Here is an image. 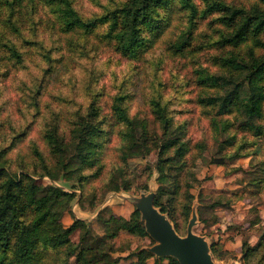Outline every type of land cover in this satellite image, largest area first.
<instances>
[{"label": "rangeland", "instance_id": "obj_1", "mask_svg": "<svg viewBox=\"0 0 264 264\" xmlns=\"http://www.w3.org/2000/svg\"><path fill=\"white\" fill-rule=\"evenodd\" d=\"M69 1L84 21H97L90 31L65 30L60 10L67 0L0 4L10 19L2 33L22 55L9 89L0 66V185L12 174L38 189L55 185L75 194L54 206L60 225L72 229L67 242L40 248L42 264H136L154 240L121 221L151 191L180 235L196 211L193 231L206 237L217 263L264 264V72L262 112L248 119L245 111L254 93L249 73L255 61L264 63V29L257 31L252 19L264 3L216 0L227 10L204 13L215 0H193L192 14L172 0L161 34L144 29L148 44L130 54L114 37L112 18L100 21L128 0ZM235 9L244 12L225 22ZM51 53L55 69L44 81L40 61ZM233 58L249 68L235 69ZM120 91L129 94L123 103L129 122L115 110ZM157 97L167 108L160 118ZM89 118L104 130L99 153L66 169L63 143L72 140L76 122ZM51 130L63 142L52 144ZM128 131L138 142L130 153ZM29 209L19 213L27 217ZM168 258L153 254L145 264H174Z\"/></svg>", "mask_w": 264, "mask_h": 264}, {"label": "trees", "instance_id": "obj_2", "mask_svg": "<svg viewBox=\"0 0 264 264\" xmlns=\"http://www.w3.org/2000/svg\"><path fill=\"white\" fill-rule=\"evenodd\" d=\"M10 1L14 5L20 6L23 0H0V4H8ZM260 1L264 3V0ZM171 2L172 0H128L121 8L115 10L112 15L102 16L100 21H110L112 18L111 30L115 32L114 37L120 40L122 47L125 48L128 53L136 54L138 50L145 47L149 41L148 37L142 35L144 29L151 31L155 36L161 34L163 22L165 20L164 12L169 11ZM181 2L183 7L192 10V14L197 12L198 6L193 0H181ZM212 10L224 12L227 10V6L224 2L215 0L208 4L204 13ZM60 12L61 21L66 31L83 27L90 31L97 22L84 21L81 15L75 10L74 4L69 0H67ZM243 12L242 9H235L232 17L224 21H235L236 17L241 16ZM221 19H224V17H221ZM252 19L255 20V29L257 31L264 29V11L257 13ZM7 22H10V19L0 13V66H3L6 70L4 74L8 78V84L6 82L5 87L9 89L11 86L10 78L13 75L12 65L17 61V58L22 59V55L20 54L21 52L18 45H16L10 37L11 35L2 33V29L7 25ZM160 28L162 29L160 30ZM239 29L236 33H239ZM183 34L184 32L182 35ZM235 38H237V36L231 39L234 40ZM52 60L51 53L50 57L41 59L40 61L43 65L42 77H44V81L55 69ZM229 63L233 65L235 69L249 68L246 63L239 62L235 58L230 59ZM253 66L255 67L254 70L251 74L249 73V83L254 91L251 97L252 105L245 109L249 116L248 119H254L256 115L258 116L262 112L260 104L261 94L258 91L260 87L259 81L264 72V63L258 64L257 60ZM213 79L217 81L218 77H213ZM119 93V103L118 106L115 107V110L118 112V117L121 120L125 119L126 122H129V115H127L128 109L123 105L129 94L122 91ZM236 94V91L229 93L227 97L224 98V104L227 106L228 103L236 97ZM209 103H212V100H210ZM95 104L96 100H94L92 105L93 113L98 111V108L94 107ZM154 107L155 114L158 118L162 117V115L166 116L167 108L161 104V99L159 97L155 98ZM91 120L92 118H89L85 123L76 122L72 130V140L68 143H63L61 151L63 153V166L66 169L75 165V163H79L80 166L89 162L91 163L95 155L99 153L102 146L101 137L104 130ZM168 125L169 122L167 123V127ZM127 136L130 138L127 153H130V151L137 146V141L134 140L132 132L128 131ZM47 139H50L52 144L63 142V140L59 142L55 130H51L47 134ZM3 171V168H0V177ZM86 177L87 176L82 175L79 181L83 180L84 182ZM0 188V264H42L44 253L40 248L44 247L47 243L57 245L68 241V235L72 228H63L60 225L54 206L61 203L64 197L69 199L74 198V192H68L55 185H48L43 189H38L33 186L31 182H21V179L18 180V177L12 174H7ZM155 204H158V200L155 201ZM24 208H30L27 217H23L19 213V211ZM140 216L141 213L135 209L129 218H123L121 226L132 231L141 232L142 234H148ZM114 221L120 223V220L117 218H114ZM74 226H76V224H74ZM81 254L82 252H79V255ZM152 255L153 253L148 250H140L137 255L138 261L136 264H145V260ZM168 259H171L174 264H180L175 258ZM111 264L116 263L113 262Z\"/></svg>", "mask_w": 264, "mask_h": 264}, {"label": "water", "instance_id": "obj_3", "mask_svg": "<svg viewBox=\"0 0 264 264\" xmlns=\"http://www.w3.org/2000/svg\"><path fill=\"white\" fill-rule=\"evenodd\" d=\"M155 196L151 191L136 199L141 220L154 240L148 251L158 257H173L180 264H220L213 259L206 237L193 231L198 218L196 211L189 220L186 235H180L169 217L156 206Z\"/></svg>", "mask_w": 264, "mask_h": 264}]
</instances>
